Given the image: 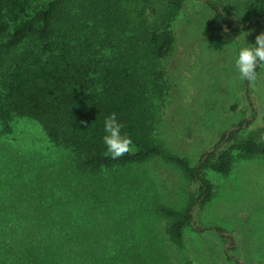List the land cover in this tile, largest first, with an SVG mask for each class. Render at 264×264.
<instances>
[{"label":"rangeland","instance_id":"rangeland-1","mask_svg":"<svg viewBox=\"0 0 264 264\" xmlns=\"http://www.w3.org/2000/svg\"><path fill=\"white\" fill-rule=\"evenodd\" d=\"M51 1L32 0L28 14ZM207 1L177 9L167 0H120L123 29L140 42L154 24L173 25V51L143 61V71L156 141L193 166L216 143L227 145L223 134L244 119L251 124L237 139L264 131V65L254 81L241 80L235 67L239 48L263 30L253 26L230 43L210 38L215 13ZM212 1L225 7L229 25L246 28L249 0ZM235 156L229 174L205 169L213 197L194 205L176 240L160 207L182 210L199 196L180 167L152 156L98 174L78 172L74 153L51 142L38 121L15 116L7 132L0 122V264L5 250H36L39 237L57 235L67 239L65 250H81L78 264H264V157Z\"/></svg>","mask_w":264,"mask_h":264},{"label":"trees","instance_id":"trees-1","mask_svg":"<svg viewBox=\"0 0 264 264\" xmlns=\"http://www.w3.org/2000/svg\"><path fill=\"white\" fill-rule=\"evenodd\" d=\"M31 1L0 0V73L6 75L0 92L2 131L10 130L15 116L38 121L51 142L74 153L78 172L98 174L152 156L177 165L199 185V196L186 208L160 207L172 218L169 234L181 240L193 220L194 205L204 207L213 197L214 185L205 177V169L229 174L235 151L245 157H264V131L237 139L244 123L251 124L244 119L234 125L238 128L229 137L233 126L223 134L227 145L216 143L191 165L156 141L149 80L143 71V61L164 59L173 51L172 23L163 21L147 28L140 42L123 29L127 15L120 0H53L30 16ZM167 1L178 9L187 0ZM207 4L215 13L207 30L214 40L230 43L253 26L264 31V0H249L250 18L244 29L228 24L224 6L212 0ZM105 49L112 54L103 53ZM112 113L135 147L118 159L104 155V120ZM66 240L61 235L39 237L36 250H5L8 258L2 264H78L81 250H65ZM14 254L15 262L11 260Z\"/></svg>","mask_w":264,"mask_h":264},{"label":"clouds","instance_id":"clouds-1","mask_svg":"<svg viewBox=\"0 0 264 264\" xmlns=\"http://www.w3.org/2000/svg\"><path fill=\"white\" fill-rule=\"evenodd\" d=\"M264 65V31L255 37L254 44L240 47L235 58V67L241 80L254 81L257 79V67ZM124 125L118 122L116 114L108 115L104 120L103 143L106 146L104 155L118 159L127 153L135 151L132 138L122 134Z\"/></svg>","mask_w":264,"mask_h":264},{"label":"water","instance_id":"water-1","mask_svg":"<svg viewBox=\"0 0 264 264\" xmlns=\"http://www.w3.org/2000/svg\"><path fill=\"white\" fill-rule=\"evenodd\" d=\"M244 126H246V123H244ZM234 128H238V126H233L232 128H230V130L227 133V137H229L230 132L234 129Z\"/></svg>","mask_w":264,"mask_h":264}]
</instances>
